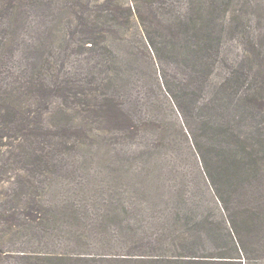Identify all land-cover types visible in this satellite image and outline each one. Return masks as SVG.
I'll return each mask as SVG.
<instances>
[{
	"label": "rangeland",
	"instance_id": "374dc122",
	"mask_svg": "<svg viewBox=\"0 0 264 264\" xmlns=\"http://www.w3.org/2000/svg\"><path fill=\"white\" fill-rule=\"evenodd\" d=\"M199 1L0 0V249L98 213L120 257L264 261V0ZM200 105L243 167L216 163Z\"/></svg>",
	"mask_w": 264,
	"mask_h": 264
},
{
	"label": "trees",
	"instance_id": "16d2710c",
	"mask_svg": "<svg viewBox=\"0 0 264 264\" xmlns=\"http://www.w3.org/2000/svg\"><path fill=\"white\" fill-rule=\"evenodd\" d=\"M146 7H152L153 5H164L167 3V0H139ZM183 1V0H182ZM186 1V6L189 8L199 7L202 9L204 3L199 0H184ZM92 46V45H91ZM193 99L197 97L196 94L191 93ZM192 99V100H193ZM181 110V107L179 105ZM197 110H199V120L198 125L201 133L209 140L211 150H215L216 152V163L222 164L224 167L231 166L232 168H241L243 167V162L241 158L235 154L234 147L228 142L234 134H225L224 132H220L217 129V126L210 120V118H205L204 115L201 116L202 106H197ZM94 114H100L101 117L107 119L112 117V111L106 106H99L98 109L92 111ZM11 114V113H10ZM113 118V117H112ZM182 137L184 138V143L186 148L192 152V156L194 152H198V160L197 162H206L202 152L199 149V144L197 142V137L194 134V131L186 129L185 133H182ZM41 156L39 154L33 155V164L38 165H48L47 163H42ZM204 168V167H203ZM48 171V170H47ZM205 174L206 169L204 168ZM208 180L211 182L210 175L208 176ZM218 199V198H217ZM220 202V200L218 199ZM224 210V209H223ZM100 214L95 213L92 216L91 224H83L82 230L79 226L75 227L76 222L71 223L66 222V228L64 226H56V222L50 219L48 211L45 212L44 215H39V225L42 227L35 228V237L29 238L26 243V246L33 245L35 243V247L29 246L31 248H27L25 250H12L10 248H6L7 252L11 251L16 256V260L18 264H148L149 260L133 257L130 255L129 257H120V254H112V250L115 252H121L120 250H127L125 246V242L120 240L122 236V231L119 234L110 235L107 226L102 225V218L99 216ZM77 216V215H76ZM13 219V217L11 216ZM84 218H82L83 220ZM230 223V222H229ZM68 227V228H67ZM76 228V229H73ZM131 228V227H130ZM123 230V229H121ZM13 245V244H10ZM10 249V250H9ZM243 249V260L244 264H264V261L255 262L253 259L246 256V252ZM37 250V251H36ZM3 249H0V257L1 255H5L6 253ZM129 260V261H125ZM127 262V263H126ZM153 264H215V261L211 259V257L206 256H170L167 258L159 257L155 260H150Z\"/></svg>",
	"mask_w": 264,
	"mask_h": 264
}]
</instances>
